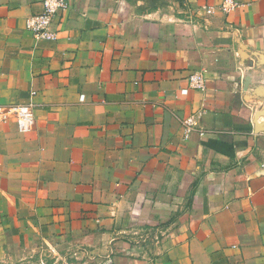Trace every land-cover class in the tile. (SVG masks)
<instances>
[{
  "label": "crops",
  "instance_id": "0c3cea01",
  "mask_svg": "<svg viewBox=\"0 0 264 264\" xmlns=\"http://www.w3.org/2000/svg\"><path fill=\"white\" fill-rule=\"evenodd\" d=\"M237 1L69 0L37 42L41 0H0V264H264V0Z\"/></svg>",
  "mask_w": 264,
  "mask_h": 264
},
{
  "label": "built area",
  "instance_id": "2783aa9c",
  "mask_svg": "<svg viewBox=\"0 0 264 264\" xmlns=\"http://www.w3.org/2000/svg\"><path fill=\"white\" fill-rule=\"evenodd\" d=\"M42 11L30 16L26 20V30L32 35L37 42H56L59 34L54 30V25L60 17L62 18L70 10L69 0H41ZM240 7L237 0H223L220 6L205 8L207 15H213L217 10L224 14H230ZM189 88L183 90L184 95L190 91L205 92L207 89V77L205 71L194 72L188 77ZM0 111V117L6 121L8 118ZM184 138L189 140L194 133L200 137H205L206 132L197 131V116H191L183 121Z\"/></svg>",
  "mask_w": 264,
  "mask_h": 264
},
{
  "label": "rangeland",
  "instance_id": "374dc122",
  "mask_svg": "<svg viewBox=\"0 0 264 264\" xmlns=\"http://www.w3.org/2000/svg\"><path fill=\"white\" fill-rule=\"evenodd\" d=\"M16 264H18V263H16ZM21 264H28L27 262H24V263H21Z\"/></svg>",
  "mask_w": 264,
  "mask_h": 264
}]
</instances>
